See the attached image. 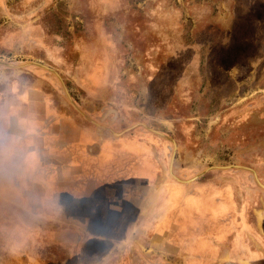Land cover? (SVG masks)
Returning a JSON list of instances; mask_svg holds the SVG:
<instances>
[{
	"label": "rangeland",
	"instance_id": "1",
	"mask_svg": "<svg viewBox=\"0 0 264 264\" xmlns=\"http://www.w3.org/2000/svg\"><path fill=\"white\" fill-rule=\"evenodd\" d=\"M0 62L23 66L0 65V106L41 99L47 115L119 138L79 115L55 74L26 65L36 62L89 119L168 137L125 132L143 131L159 168L153 186L125 194L121 264H221L204 237L227 240L248 201L264 230V0H0ZM170 140L172 173L190 183L169 174ZM26 158L24 170L23 157L0 153V264H89L82 249L103 246L88 220L71 219L69 199L57 203L55 166L41 172ZM226 166L257 179L210 170Z\"/></svg>",
	"mask_w": 264,
	"mask_h": 264
},
{
	"label": "crops",
	"instance_id": "2",
	"mask_svg": "<svg viewBox=\"0 0 264 264\" xmlns=\"http://www.w3.org/2000/svg\"><path fill=\"white\" fill-rule=\"evenodd\" d=\"M11 106L13 115L3 121L2 114H10ZM49 110L41 99L30 100L26 105L7 101L0 106V153L23 157L20 166L24 170L28 168L29 153L41 172L52 171L51 166H55L56 175L50 185L56 190L55 195L58 194L57 203H65L67 198L70 205L77 206L71 219L88 220L89 234L93 232L103 246L102 251L92 253L82 249L81 258L80 251H74L75 254L89 264H114L117 259L121 264L123 228L124 232L128 229V215L132 212L125 196L129 184L153 186L158 177L151 142L139 130L112 139L106 133L80 126L71 117L58 114L51 117L47 115ZM49 135H55V139L51 140ZM130 141L135 144L136 152L126 148ZM142 173L148 177H142ZM236 221L239 223L227 233V240L203 231L209 235L204 239L217 252L216 260L220 259L221 264H264V230L259 228L257 218L254 216L253 223L250 218ZM261 222L264 225V220ZM115 245H121V249ZM224 251L228 261L223 258Z\"/></svg>",
	"mask_w": 264,
	"mask_h": 264
},
{
	"label": "water",
	"instance_id": "3",
	"mask_svg": "<svg viewBox=\"0 0 264 264\" xmlns=\"http://www.w3.org/2000/svg\"><path fill=\"white\" fill-rule=\"evenodd\" d=\"M0 65H4V66H7V67H10V68H20V67H23V66H15V65H11V64H8V63H4V62H0ZM26 65H35V66H39V67H41V68H43V69H45V70H47V71H50L51 73H53V74H55L57 77H58V79H59V81H60V83H61V85H62V88H63V91H64V93H65V96H66V98H67V100H68V102L70 103V105H71V107L79 114V115H81L85 120H87L89 123H91V124H93L94 126H96L98 129H101V130H104V131H107L108 133H110V135H112V136H114V137H120V136H122L125 132H127V131H129V130H131V129H133V128H135V127H141V128H144V129H146L147 131H149V132H152V133H154V134H156V135H159L160 137H163V138H165V139H168V137H166L165 135H163L162 133H160V132H158V131H156V130H153V129H151V128H149L148 126H146L145 124H142V123H137V124H134V125H132V126H130V127H128V128H126V129H124L123 131H121V132H116L117 133V136L116 135H114V133H113V130L111 129V128H109V127H107V126H105V125H102V124H99V123H97V122H95V121H93V120H91V119H89L76 105H75V103L73 102V100L71 99V97H70V95H69V93H68V91H67V89H66V87H65V85H64V83H63V81L61 80V78H60V76L54 71V70H52V69H50V68H48V67H46V66H44V65H41V64H39V63H36V62H30V63H27ZM25 65V66H26ZM169 140V139H168ZM172 143H173V145H174V148H173V153H172V156H171V159H170V163H169V174H170V176L171 177H173L176 181H178V182H180V183H190L192 180H189V181H182V180H180V179H178V178H176L175 177V175H173V173H172V166H173V160H174V155H175V150H176V145L174 144V142L172 141V140H170ZM229 169V168H243V169H247V170H249V171H251L252 173H253V175H254V177L256 178V174H255V172L253 171V170H251V169H249V168H245V167H240V166H226V167H212V168H210V170L211 169ZM257 179V178H256ZM258 182V184L261 186L262 184L261 183H259V181H257Z\"/></svg>",
	"mask_w": 264,
	"mask_h": 264
},
{
	"label": "flooded vegetation",
	"instance_id": "4",
	"mask_svg": "<svg viewBox=\"0 0 264 264\" xmlns=\"http://www.w3.org/2000/svg\"><path fill=\"white\" fill-rule=\"evenodd\" d=\"M131 164V163H130ZM130 166V165H129ZM157 166H158V164H157ZM158 168H159V166H158ZM158 168L157 169H155V171L157 172V174H158ZM228 198H230V197H228ZM223 200V199H222ZM254 202V201H253ZM252 201L250 202V201H248L247 202V204H248V206L247 207H242V208H240L239 207V210H238V212H237V214H239V217L238 218H241V220H247L248 218H250V216H249V213H248V207H250V204L251 203H253ZM230 203H231V205H232V203L233 202H231V198H230ZM156 209V208H155ZM255 212L256 211H258V210H254ZM255 215V214H254ZM163 217V216H162ZM164 218V217H163ZM251 218H252V216H251ZM165 219H167V217H165ZM169 220V219H168ZM237 223H239V221H236ZM260 228H262V226L260 227Z\"/></svg>",
	"mask_w": 264,
	"mask_h": 264
},
{
	"label": "bare ground",
	"instance_id": "5",
	"mask_svg": "<svg viewBox=\"0 0 264 264\" xmlns=\"http://www.w3.org/2000/svg\"><path fill=\"white\" fill-rule=\"evenodd\" d=\"M114 133V132H113ZM114 135H116L117 136V134L116 133H114Z\"/></svg>",
	"mask_w": 264,
	"mask_h": 264
}]
</instances>
